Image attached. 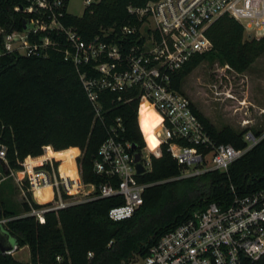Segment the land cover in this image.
<instances>
[{"label": "trees", "instance_id": "16d2710c", "mask_svg": "<svg viewBox=\"0 0 264 264\" xmlns=\"http://www.w3.org/2000/svg\"><path fill=\"white\" fill-rule=\"evenodd\" d=\"M147 0H98L84 7L79 15L65 13L64 24L75 26L87 38L99 26L135 22L126 10L128 3L144 4ZM23 0H0V26L6 31L21 29L25 16L13 9ZM211 41L207 50L194 53L173 75V85L180 89L182 76L202 60L226 63L242 72L264 51V33L245 37L244 27L233 16L223 13L206 28ZM54 37V35H50ZM58 39L62 40L59 35ZM100 117L83 90L75 66L63 52L48 47L45 55L0 54V144L5 147L3 173L21 170L27 156L55 157L58 170L65 177L76 179L73 157L83 182L95 187L104 178L92 172L96 149L106 137L107 127L119 116L125 126L124 136L141 152L145 146L137 110L139 98L134 89L98 92ZM194 111L216 143L245 145L243 132L225 125L217 128L196 107ZM254 136H259L255 130ZM67 148V149H66ZM65 149L60 152H53ZM150 169L137 176L143 183H153L143 191V202L125 219L112 221L107 210L121 203L118 195L93 198L43 214L39 223L34 216L22 215L5 206L0 193V218H7L2 228L17 247L26 246L28 261L20 262L9 254H0V264H119L134 255L145 256L149 248L166 232L188 219L192 212L210 202L225 206L235 195L243 196L264 189V134L246 153L230 164L226 172L217 170L176 178L181 166L161 145L158 156L150 155ZM31 163V160H29ZM53 167L57 162L52 161ZM41 168L48 169L46 163ZM21 174L20 172L18 173ZM39 172H30L35 184L34 197L46 201L49 186L37 183ZM1 189V187H0ZM73 187H68L72 190ZM23 213L41 204L23 202ZM90 253V256L87 253ZM59 257V260H56ZM249 264V263H247ZM255 264H264V259Z\"/></svg>", "mask_w": 264, "mask_h": 264}, {"label": "built area", "instance_id": "2783aa9c", "mask_svg": "<svg viewBox=\"0 0 264 264\" xmlns=\"http://www.w3.org/2000/svg\"><path fill=\"white\" fill-rule=\"evenodd\" d=\"M83 8L98 0H81ZM67 0H23L13 9L22 11L25 28L6 31L0 26V54L45 55L48 47L61 50L75 66L80 84L94 115L100 117L98 92L134 89L140 104L146 101L157 112L160 123L155 134L159 145L181 166L176 178L191 177L207 171L226 172L232 162L250 150L263 136L252 131L243 134L245 145L216 143L194 111L192 99L173 85L174 73L196 53L211 47L206 28L219 15L227 13L244 27L247 37L259 36L264 28V0H147L128 3L126 10L135 22L99 26L87 38L61 18ZM54 35L51 37L50 35ZM62 36V40L58 36ZM119 116L107 127L106 137L96 149L92 172L104 178L95 187L76 179L62 177L50 181L41 170L37 183L51 185L53 198L22 215L43 214L93 198L118 195L121 203L107 210V217L118 221L130 217L143 202V183L137 176L150 169L143 156L145 171L137 173L133 143L124 136ZM5 147L0 144V159ZM30 188L35 184L28 177ZM68 187H73L70 191ZM7 218H0L3 226ZM17 248L4 254H11ZM90 256V253H87ZM264 259V189L243 196L235 195L225 206L210 202L172 230L164 233L145 256L134 255L119 264H255ZM59 260V257H56Z\"/></svg>", "mask_w": 264, "mask_h": 264}, {"label": "rangeland", "instance_id": "374dc122", "mask_svg": "<svg viewBox=\"0 0 264 264\" xmlns=\"http://www.w3.org/2000/svg\"><path fill=\"white\" fill-rule=\"evenodd\" d=\"M82 9L81 0H67L66 10L69 13L79 15ZM263 33L264 28L256 32L259 36ZM180 88L215 127L229 125L243 133L257 130L260 134H264V51L242 72L217 60H202L182 76ZM138 123L145 141L143 156L160 155L161 145L155 136L160 117L147 102L140 104ZM47 164L49 168L44 170L47 171L52 182L56 167H53L52 162ZM43 165L45 164L38 166L37 169H42ZM76 168L80 182L86 188V182L82 181L77 164ZM0 187L5 206L15 213L23 214L21 205L23 202L35 201L29 181L22 173V169H10L5 174L0 164ZM8 241L10 244L14 243L11 237ZM10 255L22 263L28 261L26 246L17 247Z\"/></svg>", "mask_w": 264, "mask_h": 264}, {"label": "crops", "instance_id": "0c3cea01", "mask_svg": "<svg viewBox=\"0 0 264 264\" xmlns=\"http://www.w3.org/2000/svg\"><path fill=\"white\" fill-rule=\"evenodd\" d=\"M73 148H75L76 149V155L73 157V159H72V161H73V169H74V172H75V175H77L78 176V171H77V168H76V162H75V158L80 154V151H79V149L77 148V147H73ZM67 149V148H66ZM52 150V149H51ZM63 150H65V149H62V150H59V151H54V150H52L53 152H60V151H63ZM48 154H50V153H46V154H44V153H42L41 155H38V156H35V157H30V156H27V157H25L24 159H23V163H21V166H22V173L26 176V178L28 179V177L30 176V172L31 171H34V170H36L37 169V167L38 166H40V165H42V164H46L47 162H52V161H56L57 162V165H56V168H55V172L56 173H54V179H60V178H62V177H65V176H63V175H61L60 173H59V170H58V166H59V164H60V161L61 160H59V159H57V158H55V157H51V156H46V157H44V159L41 161V162H39V163H37L36 161H34V159H37V158H39V157H42V156H44V155H48ZM29 160H31V163L29 164ZM38 170V169H37ZM39 170H41V171H44V172H46L47 173V171L46 170H44L43 168L42 169H39ZM48 174V173H47ZM45 186H49V193H50V195H49V197H48V199L46 200V201H37V199L34 197V190L33 189H31L30 188V190H31V194H32V197H33V199L35 200L34 202H37V204H44V203H47L48 201H50L52 198H53V187L51 186V185H45Z\"/></svg>", "mask_w": 264, "mask_h": 264}, {"label": "water", "instance_id": "95a60500", "mask_svg": "<svg viewBox=\"0 0 264 264\" xmlns=\"http://www.w3.org/2000/svg\"><path fill=\"white\" fill-rule=\"evenodd\" d=\"M21 27L25 28V20L23 19L21 22ZM132 149L135 150L136 146L133 144ZM134 161L136 162V169L137 173H142L145 171L143 165L140 163L141 161V154L138 151H134ZM8 233L2 228L0 225V254H4L5 251L12 250L13 249V244H10L8 239H9Z\"/></svg>", "mask_w": 264, "mask_h": 264}, {"label": "bare ground", "instance_id": "6f19581e", "mask_svg": "<svg viewBox=\"0 0 264 264\" xmlns=\"http://www.w3.org/2000/svg\"><path fill=\"white\" fill-rule=\"evenodd\" d=\"M143 102H146V101H143ZM149 104V103H148ZM150 105V104H149ZM151 106V105H150ZM155 136H156V134H155Z\"/></svg>", "mask_w": 264, "mask_h": 264}]
</instances>
